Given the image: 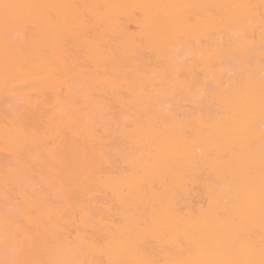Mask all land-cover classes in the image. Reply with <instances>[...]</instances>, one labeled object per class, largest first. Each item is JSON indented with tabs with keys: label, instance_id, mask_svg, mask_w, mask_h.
I'll list each match as a JSON object with an SVG mask.
<instances>
[{
	"label": "bare ground",
	"instance_id": "6f19581e",
	"mask_svg": "<svg viewBox=\"0 0 264 264\" xmlns=\"http://www.w3.org/2000/svg\"><path fill=\"white\" fill-rule=\"evenodd\" d=\"M0 264H264V0H0Z\"/></svg>",
	"mask_w": 264,
	"mask_h": 264
}]
</instances>
